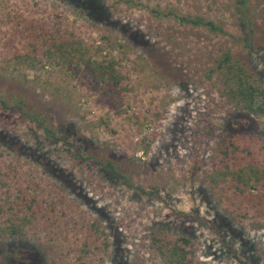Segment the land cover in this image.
<instances>
[{
    "label": "rangeland",
    "instance_id": "374dc122",
    "mask_svg": "<svg viewBox=\"0 0 264 264\" xmlns=\"http://www.w3.org/2000/svg\"><path fill=\"white\" fill-rule=\"evenodd\" d=\"M151 8L199 15L221 31ZM14 12L68 40L74 33L82 60H116L122 90L94 89L82 60L72 72L60 58H24L4 20ZM224 51L264 86V0H0V165L36 170L72 203L53 234L9 235L0 214V264H168L153 234L188 237L195 264H264V217L260 227L240 219L217 172L230 133L264 145V112L237 108L209 73ZM91 220L96 247L82 253Z\"/></svg>",
    "mask_w": 264,
    "mask_h": 264
},
{
    "label": "trees",
    "instance_id": "16d2710c",
    "mask_svg": "<svg viewBox=\"0 0 264 264\" xmlns=\"http://www.w3.org/2000/svg\"><path fill=\"white\" fill-rule=\"evenodd\" d=\"M150 11L157 16L171 17L181 25L202 26L212 32L221 31V27L212 20L199 15L183 14L173 8L166 11L151 8ZM4 20L13 22L14 33L22 37L27 48L23 57L34 56L32 62L36 65L41 66L43 61L51 58H60L62 64L68 65V69L74 72L70 65L76 68L80 64L84 52L71 31L68 32V40L57 28L50 30L43 22H30L17 12H14L13 17L7 15ZM38 49H41L43 55L39 58L35 56ZM82 62L89 72L94 89L102 85L116 93L124 87L125 76L120 67H115L117 61L113 58L102 56L96 59L88 55ZM209 73L219 74L224 95L237 108L254 115L264 112V86L256 82L241 62L232 59L228 51L220 54ZM118 99L121 100L120 97ZM45 131L52 140L72 143L62 135L55 136L50 130ZM251 140L252 136L248 133L227 135L218 148L220 158L217 172L228 177L232 198L239 203L237 216L246 219L254 227H260L264 217V145L256 148ZM78 155L76 152V156ZM1 156L0 152V158ZM34 172L36 173L34 169H22L18 161H1L0 214H6L5 232L9 235H24L28 231L39 234L41 230L56 233L60 227V219L56 217L67 214L71 207V200L58 191L55 184H50ZM59 202L64 206L60 205L59 208ZM3 203H6L5 209L2 208ZM97 224L96 220H91L88 229H84L83 224L80 232L82 253L89 252L88 244L96 247L94 236ZM151 240L157 254L166 263L195 264V244L188 237L179 235L164 239L161 234H153Z\"/></svg>",
    "mask_w": 264,
    "mask_h": 264
}]
</instances>
